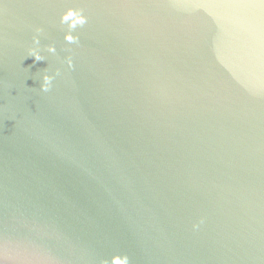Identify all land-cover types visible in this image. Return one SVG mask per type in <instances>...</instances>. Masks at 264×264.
Instances as JSON below:
<instances>
[{"label":"water","instance_id":"water-1","mask_svg":"<svg viewBox=\"0 0 264 264\" xmlns=\"http://www.w3.org/2000/svg\"><path fill=\"white\" fill-rule=\"evenodd\" d=\"M112 257L264 264V0H0V264Z\"/></svg>","mask_w":264,"mask_h":264},{"label":"clouds","instance_id":"clouds-1","mask_svg":"<svg viewBox=\"0 0 264 264\" xmlns=\"http://www.w3.org/2000/svg\"><path fill=\"white\" fill-rule=\"evenodd\" d=\"M69 15H71V13H69ZM67 16L64 17L65 20H67ZM35 34L32 36V47H30L28 49V57H31L33 59V61H41L44 59L43 56L40 55V52L38 50V47H34V46H38L39 43H40V33H41V29L40 28H36L35 30ZM66 40L68 41H72L73 40V37L72 36H66L65 37ZM46 50L49 52V53H54L55 52V48L51 45L47 46L46 47ZM69 65H71V61H69ZM52 79L53 77L47 75V74H44L41 76V79H40V83H39V90L41 92H47L50 87H51V83H52ZM193 227H197V225H193ZM124 264H127V258L124 257ZM113 262V257L111 258V261H110V264H112ZM101 264H109V261H101Z\"/></svg>","mask_w":264,"mask_h":264}]
</instances>
